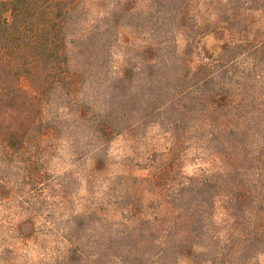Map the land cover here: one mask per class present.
<instances>
[{
	"label": "trees",
	"instance_id": "1",
	"mask_svg": "<svg viewBox=\"0 0 264 264\" xmlns=\"http://www.w3.org/2000/svg\"><path fill=\"white\" fill-rule=\"evenodd\" d=\"M259 70L264 0H0V264H261Z\"/></svg>",
	"mask_w": 264,
	"mask_h": 264
},
{
	"label": "rangeland",
	"instance_id": "2",
	"mask_svg": "<svg viewBox=\"0 0 264 264\" xmlns=\"http://www.w3.org/2000/svg\"><path fill=\"white\" fill-rule=\"evenodd\" d=\"M222 44H223V42L219 38L210 37V38H208V39L203 41L202 47L205 48L206 52L215 53V52H217L220 49ZM244 64H245L244 66L247 68L248 65L250 64V61H246V63H244ZM258 72L263 74L262 81L264 82V72L262 73L260 70ZM157 140H159V138H157ZM127 149H128V143L125 142L122 139V140L117 141L113 145L111 153L115 157L122 156L127 151ZM199 164H200L199 162H191V163H189L187 165V167H186L187 168V172L190 173V174H194L198 170V168L200 167ZM69 166H66V168L69 167ZM80 169H81V166H79V165H77V166L75 165L74 166V170L75 171L78 172ZM260 263L264 264V257H262L260 259Z\"/></svg>",
	"mask_w": 264,
	"mask_h": 264
}]
</instances>
